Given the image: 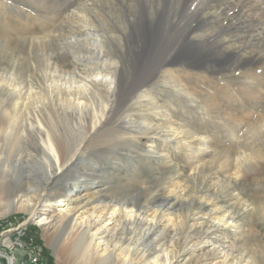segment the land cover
I'll return each instance as SVG.
<instances>
[{"label": "rangeland", "instance_id": "374dc122", "mask_svg": "<svg viewBox=\"0 0 264 264\" xmlns=\"http://www.w3.org/2000/svg\"><path fill=\"white\" fill-rule=\"evenodd\" d=\"M182 1L189 8L188 16L180 13L181 4L169 0H0V77L14 85L0 91V121L5 111L16 114L21 95L29 89L46 96L44 83L54 73L70 82H83L96 53L106 52L121 66L125 87L135 81L139 91L124 104V91L114 98L122 108L113 107L110 121L90 134L73 172L94 170L92 177L106 183L111 196H133L139 188L145 189V202L168 196L180 202V195L196 188L202 210L193 211L185 226L183 217L190 214L177 202L161 221L157 243L167 245L174 222L198 236L221 219L212 239L220 249L264 264V10L263 16L250 22L259 28L248 34H256L258 40L253 41L231 16L194 18L196 9L204 16L209 6L223 10L228 4L209 0L198 6L194 0ZM95 13L103 43L98 49L80 29L86 17L95 19ZM172 57L178 63L170 66ZM155 65L162 68L154 70ZM86 102L83 116L90 119L99 100L90 97ZM120 124L124 125L121 133L117 131L114 142L108 144L111 131ZM58 126L66 128V139L73 146L90 133L88 125L79 131L71 130L73 125L66 121ZM24 144L20 152L15 151L23 168L11 164V176H0V234L10 246L0 245L1 251L12 253L17 264L21 258L23 263L28 261L23 255L28 252L42 254L47 264H67L58 254L68 248L69 264H98L77 243L58 238L55 228L45 230L37 223L39 214L19 209L3 215L5 206L18 196H11L16 189L29 192L33 184L41 188L47 178L33 142ZM205 145L208 152L201 156ZM29 171L32 176H22ZM75 177L68 173L59 183ZM51 187L50 183L49 193ZM197 236L184 245L187 255L172 264L217 260L213 245L206 240L194 245L201 241ZM132 264H143L141 257L134 256Z\"/></svg>", "mask_w": 264, "mask_h": 264}, {"label": "bare ground", "instance_id": "6f19581e", "mask_svg": "<svg viewBox=\"0 0 264 264\" xmlns=\"http://www.w3.org/2000/svg\"><path fill=\"white\" fill-rule=\"evenodd\" d=\"M81 1L83 2V0ZM194 1L199 6L200 4L198 3L203 4L209 0ZM217 2L222 5L228 4V6L223 8V10H218L216 7H206L204 16H200L201 11L196 9L198 11L194 18L200 20L202 17L212 15L211 17H214V19L221 20L232 17L231 19L235 20V25H238L241 30L246 29L243 30L246 35L252 34L259 29L257 28L258 26L253 28L250 22L263 16L264 0H254V4H252V0H217ZM169 3L181 4L180 13L182 15L186 14V16H188V13L190 14L189 8L183 6L184 2L182 0H169ZM90 6L92 5L90 4ZM230 11L232 13L237 11V14L234 15L233 13L230 15ZM96 15L95 13L94 16ZM191 15L193 14L191 13ZM98 21V16L91 20L86 17L80 28L82 29V35L87 36L96 49L100 46L103 47L102 36L96 27ZM243 25L244 27L242 28ZM248 36H251L253 41L258 40L254 38L256 34ZM92 63L93 67L89 69L83 82H73L75 80L70 82L68 78L56 76L57 73H54L48 76L49 78L47 77L44 83L47 92L46 96H41L37 93L34 95L36 91L33 92L32 89H29L24 95H21V103H18L19 110L14 116L9 111L4 112L5 119L0 121V176H11L13 173L11 171L12 165L16 168H23L21 157L17 153L23 149L24 143L33 142L35 149L39 152L38 155H40L41 162L44 165L47 178L41 188H37L33 184V186L31 185L28 188L29 192H26L23 187L16 189L11 196L18 195L17 198L12 199L5 206L2 213L4 215L22 209L32 214H39L40 217L37 223L42 225L45 230L55 228L58 238H65L68 242L77 243L83 250L89 251L91 260L99 262L98 264H132L134 256H140L143 264H172L178 258L187 255L188 249L184 245H187L193 236H197L185 229L193 211H200L203 208V205L198 204L195 198L196 188H191L190 193L180 195V202L177 201L178 198L174 200V198L169 196L164 198L154 197L150 198L149 202H145L142 197V190L145 192V189L139 188L136 195L133 196L128 194L116 195V193L111 196L107 191L106 183L99 178L92 177L95 175L94 170L90 173L87 172L86 168L82 171V174L73 172L74 169L78 168V161L83 153L85 142L91 136L90 134L110 121L113 107L122 108L120 101L118 103L114 98H117L120 92L124 91L123 101H121L124 104L128 102L126 99H130L131 95L139 91L136 88L137 82L135 81H131L129 86L125 87L124 79L126 77L123 76L121 66L114 59L108 57L106 52L96 53ZM168 63L172 66L178 63V59L172 57L168 60ZM164 67L168 66L164 65ZM161 68L162 66L160 65L154 66V70ZM6 87L13 88L14 85L5 77H0V91ZM18 89L20 92L22 91L20 87ZM145 93L142 92L141 95ZM90 97L91 99L93 97L98 98L99 106L97 104L94 105V111L89 113L91 118L84 119L83 113L87 106L86 101ZM37 103L39 105L36 106ZM120 120L121 124L125 123L124 117H121ZM60 121L72 124L74 128L70 127V129L73 131H79V128H86L88 125L90 133L84 136L78 145L73 146L66 139V128L58 126ZM121 124L119 125L120 127L113 128L111 131L108 137L110 143L108 144L114 142L113 137L117 131L118 134L121 133L120 128L124 126ZM202 143L207 145L208 141L201 140ZM206 145L199 152L201 156L206 155L208 152ZM4 154L10 155L4 158ZM28 173L24 172L22 176H32L31 171ZM68 173L76 176L75 179L65 180L64 183L60 184L59 182L63 181L64 176H67ZM50 183L52 184L51 193L47 189ZM8 184L10 185V183ZM3 185L1 184V187ZM12 191L11 188L9 193ZM177 202H179V205L181 204L180 207H184L189 212L190 216L186 213L183 217L185 226H182L181 223L172 222L169 234L173 237L163 247L156 241L161 234L159 236H156V234L162 219L171 213L170 211H173ZM55 204H57V209H54L53 205ZM178 211L180 212V209ZM87 212L90 213L87 214ZM230 220L234 222L235 216H232ZM221 222L223 221L219 219L217 224L211 223L205 230L202 229V232H199L200 234L197 236L201 241L194 245L198 244L199 246L200 243L206 240L205 242L213 245L215 252L213 257L217 258L216 261L204 264H257L252 257L249 258L245 255L237 257L234 251H227L225 250L226 248L220 249L221 247L212 240L213 235L218 232ZM111 225L114 226L110 227ZM1 236L2 233L0 234V245L4 248H9V243H6V240L2 239ZM180 247H183L182 250L173 254L174 250ZM0 253L5 256V264H17L12 253L11 255L6 254L1 249ZM28 253V255L36 254L34 252ZM68 253V248H63L62 251L59 250L58 254L59 259H64L67 264H69V260L65 256H69ZM178 253L179 255L177 256ZM27 257L28 261L23 264H34V256Z\"/></svg>", "mask_w": 264, "mask_h": 264}, {"label": "built area", "instance_id": "2783aa9c", "mask_svg": "<svg viewBox=\"0 0 264 264\" xmlns=\"http://www.w3.org/2000/svg\"><path fill=\"white\" fill-rule=\"evenodd\" d=\"M23 250V246L21 248ZM23 255L25 257L27 256H34V264H47V262L45 261V259L42 257V254H35V255H25L23 253ZM0 264H5V256L3 253H0ZM21 264H23V258H21Z\"/></svg>", "mask_w": 264, "mask_h": 264}]
</instances>
